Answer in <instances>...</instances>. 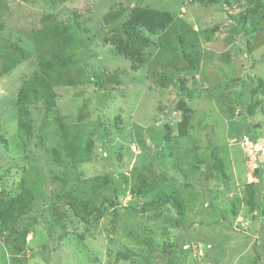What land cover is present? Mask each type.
Wrapping results in <instances>:
<instances>
[{"label":"rangeland","instance_id":"374dc122","mask_svg":"<svg viewBox=\"0 0 264 264\" xmlns=\"http://www.w3.org/2000/svg\"><path fill=\"white\" fill-rule=\"evenodd\" d=\"M252 3L0 0V47L20 40L31 53L0 75V197L24 186L36 195L20 218L29 230L24 250L0 236V264H264V214L247 201L248 183L258 194L264 165V93L255 108L247 97L251 81L264 79V0L258 13ZM135 5L171 11L199 30L201 64L194 75L181 74L185 90L178 76L163 87L155 75L164 33L153 36L139 70L105 40L104 15ZM46 16L75 31L78 67L88 79L56 87L55 114L93 140L91 160L75 168L54 160L56 138L46 135L50 122L40 105L28 147L18 136V92L38 65L29 36ZM180 100L192 109L187 137L179 135ZM213 151L224 161V178ZM158 190L181 198L183 216L153 202ZM72 191L83 197L79 213L65 197Z\"/></svg>","mask_w":264,"mask_h":264},{"label":"trees","instance_id":"16d2710c","mask_svg":"<svg viewBox=\"0 0 264 264\" xmlns=\"http://www.w3.org/2000/svg\"><path fill=\"white\" fill-rule=\"evenodd\" d=\"M204 4L222 3L224 0H196ZM262 0H253L250 9L258 13L262 8ZM127 13V14H126ZM125 14L127 15L124 18ZM45 21V22H44ZM109 36L105 38L112 44L119 54L131 61V68L139 70L147 62V49L155 43L153 36L164 33L158 41L161 52L162 70L155 73L161 86L175 84L178 76L180 83L176 84L180 89H186V78H182L183 72L194 75L200 68L202 51L200 47L199 30L184 19H177L171 12L160 10L150 6L135 5L128 12L124 6L112 8L104 15ZM2 25L0 24V29ZM38 65L34 72L24 81L19 89L16 111L18 115V136L23 140L24 147L34 136L35 110L41 106L42 114L50 124L47 126L46 135L52 134L56 138L55 144L50 149L54 160L60 165H75L88 162L92 156L93 140L81 129L80 125L64 123L63 119L55 114L57 112L58 93L56 87L60 85H77L87 81L78 67L80 57L78 48L80 40L75 31L68 25L58 22L53 17L46 16L41 27L31 32L29 36ZM85 44V43H83ZM30 51L20 43V40L9 39L0 47V75L6 74L29 58ZM159 60V59H158ZM171 68V70H168ZM247 88V97L250 108H255L261 103L260 93H264V79L251 81ZM104 101V99H102ZM252 103V104H251ZM176 109L182 111V118L178 123L179 135L187 137L192 128L191 107L187 102L180 100ZM53 118V121L51 120ZM47 125V123H46ZM252 125V124H251ZM257 137V136H256ZM248 142L255 141L248 135ZM43 143L44 138L40 139ZM244 142V141H243ZM216 167L221 178L226 176L224 161L213 151ZM264 165H260L257 174L260 187L262 186ZM255 193L252 183L247 185V201L264 214V202H261V188ZM79 192V191H78ZM72 191L66 193L73 209L79 213L78 207H83V197L80 193ZM34 189L24 186L21 192L9 199L0 197V236L4 242L11 243L16 251L25 248V240L29 233L28 228H22L20 218L28 215L35 200ZM153 202L171 204L178 209L179 215L184 214L185 205L175 192H159L153 196ZM22 238V244L18 241ZM5 244V243H4Z\"/></svg>","mask_w":264,"mask_h":264},{"label":"built area","instance_id":"2783aa9c","mask_svg":"<svg viewBox=\"0 0 264 264\" xmlns=\"http://www.w3.org/2000/svg\"><path fill=\"white\" fill-rule=\"evenodd\" d=\"M246 141H248V138H246Z\"/></svg>","mask_w":264,"mask_h":264}]
</instances>
